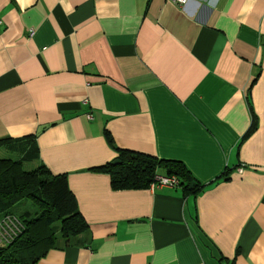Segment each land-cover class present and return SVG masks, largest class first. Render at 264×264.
Wrapping results in <instances>:
<instances>
[{"label":"crops","instance_id":"1","mask_svg":"<svg viewBox=\"0 0 264 264\" xmlns=\"http://www.w3.org/2000/svg\"><path fill=\"white\" fill-rule=\"evenodd\" d=\"M27 136L88 228L35 264H264V0H0V139ZM117 149L197 187L112 190Z\"/></svg>","mask_w":264,"mask_h":264},{"label":"trees","instance_id":"2","mask_svg":"<svg viewBox=\"0 0 264 264\" xmlns=\"http://www.w3.org/2000/svg\"><path fill=\"white\" fill-rule=\"evenodd\" d=\"M32 141L30 136L0 139V224L9 218L19 229L8 244L0 246V264H35L48 249L87 245V224L76 209L65 174L53 175L37 163ZM116 151L117 164L93 168L108 175L112 190L145 188L159 167H164V175L178 179L182 191L188 186L192 187L189 191L197 187L178 162L156 160L129 150ZM31 162L36 165L25 170L23 164Z\"/></svg>","mask_w":264,"mask_h":264},{"label":"built area","instance_id":"3","mask_svg":"<svg viewBox=\"0 0 264 264\" xmlns=\"http://www.w3.org/2000/svg\"><path fill=\"white\" fill-rule=\"evenodd\" d=\"M174 5L183 8L190 0H168ZM178 186V179L173 175H159L155 174L151 183L148 185L150 189L153 188H174ZM18 232V226L13 224L9 218L0 224V246L8 244Z\"/></svg>","mask_w":264,"mask_h":264},{"label":"rangeland","instance_id":"4","mask_svg":"<svg viewBox=\"0 0 264 264\" xmlns=\"http://www.w3.org/2000/svg\"><path fill=\"white\" fill-rule=\"evenodd\" d=\"M32 166H31V164L30 163H24L23 164V168L25 169V170H28V169H30ZM19 233V229H18V232H17V234Z\"/></svg>","mask_w":264,"mask_h":264},{"label":"water","instance_id":"5","mask_svg":"<svg viewBox=\"0 0 264 264\" xmlns=\"http://www.w3.org/2000/svg\"><path fill=\"white\" fill-rule=\"evenodd\" d=\"M117 163H118V161H116V160L114 162H112V164H117Z\"/></svg>","mask_w":264,"mask_h":264}]
</instances>
